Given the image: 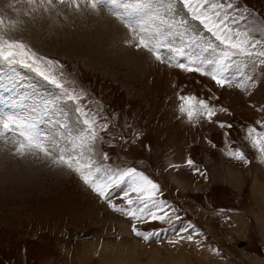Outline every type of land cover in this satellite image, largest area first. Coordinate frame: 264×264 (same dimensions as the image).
Masks as SVG:
<instances>
[{
	"label": "rangeland",
	"instance_id": "obj_1",
	"mask_svg": "<svg viewBox=\"0 0 264 264\" xmlns=\"http://www.w3.org/2000/svg\"><path fill=\"white\" fill-rule=\"evenodd\" d=\"M10 2L15 0H0L6 35L19 39L37 57L53 61L50 66L39 61L41 70L55 76L76 94H83L79 104L89 119H95L97 130L92 154L96 163L92 170L101 166L102 171L134 168L143 173L159 185L154 199L164 202V211L171 218L133 221L109 207L77 172L53 164L43 156L29 154L21 158L13 154L15 145L0 140V264H78L84 248L92 245L93 251L88 249L92 264H97L100 257L97 254L105 242L119 251L134 249L132 253L134 257L137 255L139 264H183L177 261L186 260V256L191 261L209 256V264H264V246L257 243L262 241L261 229L264 230V157L253 147L248 135L253 128L264 132V66L251 71L255 57L240 52L224 58V53L230 50L199 21L193 20L179 0H171L173 13L161 8L165 0H156L162 5L151 1L153 10L158 9L166 18L187 21L182 27L162 25L161 39L183 47L197 63L223 58L224 75L234 81L231 85L220 87L210 76L157 62L143 49L125 43L131 38L128 31L118 30L116 35L110 27V35L104 33L103 40L90 41V35L97 29L86 28L93 22L89 17L94 16L87 9L85 15H78L85 11L83 4L79 12L57 5L60 15L56 11L48 12L49 15L42 9L32 11L24 3L15 4L14 10L7 7ZM233 2L241 10L247 9L244 14L250 20L264 23V0ZM9 20L16 22L15 28ZM245 25L251 27L244 21L241 30ZM119 36L125 39L118 44ZM85 38L93 46L101 45L98 53H92L94 56L89 55L92 49L85 43L84 47L79 46ZM118 52L128 58L118 59ZM113 54L116 62L103 57ZM181 62L187 63V57ZM241 72L253 77L254 87L252 82L245 90L236 86L243 79ZM4 80L11 85L12 80L20 85L19 80L25 81L26 94L19 95L23 101L9 92ZM0 89V98L9 95L13 101L20 99L29 110L35 109L30 98L39 101L41 112L49 117L45 118L46 127L54 128L57 121L73 129L86 127L75 110L77 105L58 99L61 90L32 68L0 63ZM182 96L196 97L215 109L211 120L198 113L189 121L186 113L180 112ZM26 114V110L20 112ZM0 115L4 113L1 111ZM221 124L225 127H220ZM101 125L106 127L101 129ZM237 151L244 154L247 163L229 154ZM4 155L11 161L9 164H15L10 175L3 166L9 165L2 160ZM84 171L87 174L89 170ZM125 191H129L127 198ZM108 194L110 202L118 208L143 207L128 183L110 188ZM127 199H132L133 205ZM133 224L149 239L136 236ZM190 234L191 242L186 239ZM134 244L136 248H132Z\"/></svg>",
	"mask_w": 264,
	"mask_h": 264
},
{
	"label": "snow or ice",
	"instance_id": "obj_2",
	"mask_svg": "<svg viewBox=\"0 0 264 264\" xmlns=\"http://www.w3.org/2000/svg\"><path fill=\"white\" fill-rule=\"evenodd\" d=\"M179 2L188 10L193 20L199 21L220 44L230 50L224 53V58L234 54V52H240L250 58L255 57L251 61V71L254 72L257 66H264V38H261L264 37V23L250 20L249 16L244 14L247 9L241 10L233 0H179ZM17 3L31 6L32 11L42 9L44 12L56 11L57 5L73 7L79 12L82 4L93 12L100 9L107 10L131 34V38L125 41L129 47H134L137 50L143 49L157 62L167 63L169 67L175 66L185 72H198L201 75L210 76L220 87H224L226 84L231 85L234 82L233 78L224 75L223 58L215 61L211 59L201 60L197 63L196 59L187 56L183 47H176L161 39L164 36L161 31L162 25L172 28L178 24L182 27L187 23L183 18L178 21L169 19L156 11L151 18L158 20L159 24L154 29L147 28L141 18V11L145 7L143 0H137L136 3H129L127 0H15L14 3L10 2L7 7L15 10ZM162 7L167 13L175 12L171 0H165ZM28 14L25 13V15ZM56 15H60V12L56 11ZM244 21H248L251 27L245 25L241 30L240 25ZM9 24L15 28L16 22L9 20ZM165 56H167V60H165ZM185 57H187V63L181 62ZM39 61H43L49 66L54 63L51 60H44L43 57H37V54L19 39L6 35L5 20L0 17V63L20 64L23 67L32 68L49 84L61 90L62 95L58 99L72 101L77 105L75 110L83 117L82 123L86 127L72 129L66 123L57 121L54 128L49 127L46 130L40 126L42 121L34 115L4 114L0 115V140L15 145L13 154L21 158L29 154L43 156L53 164L63 165L77 172L84 183L107 202L109 207L114 211L122 212L133 221L145 220L146 218L160 221L165 218L170 219L168 212L164 211V202L154 199L155 193L159 190V185L143 173L134 168L116 171L105 169L102 171L101 166H96L92 170L96 163L92 154L95 151L97 130L95 119H89L88 113L79 104L83 94H76L74 90L66 88L65 84L55 76L41 70ZM241 75L243 79L236 83L238 88L245 90L249 87V82H252L251 86H255L252 76L243 72ZM180 99L183 101L180 112L186 113L189 121L198 113L205 115L210 121L215 114V109L203 100H197L193 96H182ZM221 111H225V109H221ZM105 127L106 125H101V129ZM220 127H225V125L221 124ZM248 135L253 147L264 157V132H257L253 128L249 130ZM229 154L233 155L235 159L247 163L242 152L237 151ZM104 159H108V157L105 156ZM187 163L189 166L192 165L191 160ZM85 169L89 170L87 174H85ZM97 174H101V176H97ZM124 183L129 184L130 191L137 193V200L143 207L125 210L110 202L108 190ZM128 195L129 191H125V198ZM127 203L133 205L134 202L132 199H127ZM153 208L156 210L154 211ZM146 209L147 213H145ZM158 211L163 212V215H158ZM132 231L138 237L145 240L149 239L148 235L137 230L135 224H133ZM186 239L191 242L193 237L190 234ZM178 242L175 241L174 243Z\"/></svg>",
	"mask_w": 264,
	"mask_h": 264
},
{
	"label": "bare ground",
	"instance_id": "obj_3",
	"mask_svg": "<svg viewBox=\"0 0 264 264\" xmlns=\"http://www.w3.org/2000/svg\"><path fill=\"white\" fill-rule=\"evenodd\" d=\"M151 1L152 0H143V4H144V8L142 9V11H141V17H142V19H143V21H144V24H145V26L147 27V28H150V29H154L155 28V26L157 25V23L159 22L158 20H153L151 17L153 16V14L156 12V11H158V9H155V10H153V7H154V4H152L151 3ZM154 1V3L155 4H157V5H162V4H159V3H157L156 2V0H153ZM127 2H129V3H136L137 2V0H127ZM163 2V1H162ZM173 3V2H172ZM82 8H84L83 10H85L84 12H79L78 13V15H80V16H83V15H85L86 14V9L90 12V13H92L94 16H91V17H89V19L90 20H93V22H90V26H88V27H86V28H88V29H97V31H96V33H93L92 35H90V37H92V39H89L90 41H101V39L102 38H105V34L106 33H108L107 35H110L109 34V29H110V27H112V29H113V31L114 32H117V34L116 35H118V30L119 31H123V32H127L128 30L126 29V28H124L123 27V25H121L119 22L117 23L115 20H114V18L112 17V15L106 10V13H104L101 9L99 10V13L101 14V15H97V14H99L98 12H97V14L96 13H94L92 10H90L89 8H87L86 6H82ZM161 8H163L164 9V7H162L161 6ZM160 9V8H159ZM105 11V10H104ZM52 12V11H51ZM54 12V11H53ZM48 13V12H47ZM46 14V13H45ZM49 14V13H48ZM50 15V14H49ZM48 15V16H49ZM52 16V15H51ZM99 16V17H98ZM89 19H87V20H89ZM45 20V19H44ZM52 22V21H51ZM85 27V26H84ZM196 28L199 30L200 28H199V25L198 26H196ZM83 30V29H82ZM161 30H162V32H164V30H163V28H162V26H161ZM90 31V30H89ZM93 31H95V30H92V32ZM200 31V30H199ZM85 32H87V31H85ZM105 33V34H104ZM167 33V32H166ZM128 34V33H127ZM86 36H88V35H86ZM85 36V37H86ZM102 36H104V37H102ZM126 38H128L127 36H125ZM87 38H85L84 39V41L81 43V44H79V46H82V47H84L83 45H84V43L88 46V47H90L91 49H92V51H91V54H89V55H91V56H94V54H92L93 52L94 53H98L99 52V50L101 49V45L99 46V47H97V46H93L92 45V43L88 40ZM95 39V40H94ZM125 39V38H124ZM122 37H120L119 36V38H118V44H119V41H120V43H122V41L124 40ZM171 39V38H170ZM103 40V39H102ZM78 46V47H79ZM89 51V50H88ZM116 52H117V50H116ZM102 53V52H101ZM112 53V52H111ZM138 53V52H137ZM106 55V54H105ZM116 55H117V57H118V59H123V58H128V56H123V55H121V53H116ZM119 55V56H118ZM114 54H113V56H103L104 58H108V60L109 61H114L115 59H112V58H114ZM137 56V55H136ZM140 57V56H139ZM104 58H103V60H104ZM130 58V57H129ZM102 62V61H101ZM114 62H116V61H114ZM126 63H129L130 64V62L129 61H125ZM102 63H104L105 64V61H103ZM142 63V62H141ZM106 65H109V63H108V61H107V63H106ZM131 65V64H130ZM108 68V67H107ZM137 68V67H136ZM112 69V68H111ZM110 70V69H109ZM114 70V69H113ZM106 71V70H105ZM107 72V71H106ZM109 72V71H108ZM108 74V73H107ZM109 74H110V72H109ZM108 74V75H109ZM6 83H7V87L9 88V92L10 93H12V94H14V96H16V98H20L22 101H23V96H19L20 94H26V87H27V85H25V81H23V80H19V82L21 83V85L20 84H18V82L16 81V80H12L13 81V83H12V85H11V83H10V81H8V80H4ZM15 91H13V90ZM0 91H1V89H0ZM16 93V94H15ZM7 96V98L6 99H3V98H0V112L2 111L4 114H10L9 112H11L12 114H18V115H20V112H23V111H25L26 110V112H27V114L26 115H34V116H36L40 121H42V123H41V127H43L44 129H48L49 127H46L45 125H44V123H45V118H49L48 117V115L47 114H44V112H41V110H40V104H39V101H36V100H34L33 98H30V100H31V102H32V104L34 105V107H35V109L34 110H29V109H27V107H26V105L24 104V103H21V101H20V99H18V100H16V101H13V100H11L10 99V97H9V95H6ZM19 103H21V104H19ZM67 108V105L65 106V109ZM69 109V108H68ZM10 110V111H9ZM68 112V111H67ZM69 113V115L71 116V117H73L72 116V112H68ZM76 118V117H75ZM69 119H70V117H69ZM75 122V121H74ZM70 123H73V120L71 119V121H70ZM78 123V122H77ZM79 123H80V120H79ZM80 125V124H79ZM71 127V126H70ZM72 128V127H71ZM73 129V128H72ZM78 129V128H77ZM8 146V145H7ZM7 149V148H6ZM9 149V148H8ZM5 151V150H4ZM6 152V151H5ZM2 160H4V161H6L7 163L8 162H11V161H9L7 158H6V156L4 155V157L2 158ZM9 164V163H8ZM4 167H6L5 168V170H6V173L8 174V175H10V174H12L13 172H11L10 171V169H14L15 168V164H9V165H7V164H4L3 165ZM228 172H230V171H228ZM179 179H177V181H178ZM263 183V182H262ZM257 187V186H256ZM256 190V189H255ZM260 190V189H259ZM264 190V189H263ZM261 193V192H260ZM264 194V193H263ZM262 210V209H261ZM262 212H263V210H262ZM261 219V218H260ZM91 245V244H90ZM89 245V246H90ZM121 245V244H120ZM136 245L137 244H134L133 246H132V248L134 247V248H136ZM93 246V245H92ZM92 246L91 247H87L86 246V248H84V253H83V255H82V257L77 261L78 262V264H92V256H90L91 255V251H93V249H92ZM88 248H91V251H90V249H88ZM100 248V247H99ZM129 249V248H128ZM95 250V249H94ZM97 250V249H96ZM122 250H124L123 248H122ZM134 250V249H133ZM133 250H131V252H129V250H126V251H119L118 249H116L115 247H114V245H110V244H108L107 242H105L104 243V245H103V247L101 246V250H99V253L97 252V251H95V252H93V253H98L97 255V257H99V258H97L96 260H97V264H139L137 261H136V256L134 257V254L132 253V251ZM136 251V250H135ZM129 252V253H128ZM126 253V254H125ZM207 254H210V252H206ZM95 257V256H94ZM185 257V256H184ZM183 257V258H184ZM176 260H177V258H176ZM208 260L209 259H203V260H200V259H194L193 261H191V259H189L187 256H186V260H184V259H182V260H178L177 262L179 263L180 261L181 262H183V264H209L208 263ZM112 261V262H111ZM174 262V261H173ZM153 264H155V263H153ZM173 264H177V263H173Z\"/></svg>",
	"mask_w": 264,
	"mask_h": 264
},
{
	"label": "crops",
	"instance_id": "obj_4",
	"mask_svg": "<svg viewBox=\"0 0 264 264\" xmlns=\"http://www.w3.org/2000/svg\"><path fill=\"white\" fill-rule=\"evenodd\" d=\"M212 204H214V202H212ZM213 209H217V210H226V209H230V210H232V208H227V207H217V208H215V207H212ZM262 231H261V237H262V241H257V243H259L260 245H263L264 246V236H263V234H264V230L263 229H261ZM249 236V235H248ZM251 238V237H250ZM249 240V239H248ZM249 245L251 244L252 245V240H250L249 242ZM250 245V246H251ZM251 254L253 253L256 257H259V254L258 253H256V252H254V251H252V252H250ZM207 259H209V256H207Z\"/></svg>",
	"mask_w": 264,
	"mask_h": 264
}]
</instances>
